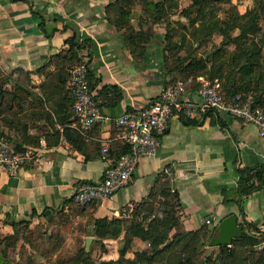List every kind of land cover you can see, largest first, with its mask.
<instances>
[{
    "label": "crops",
    "instance_id": "obj_1",
    "mask_svg": "<svg viewBox=\"0 0 264 264\" xmlns=\"http://www.w3.org/2000/svg\"><path fill=\"white\" fill-rule=\"evenodd\" d=\"M107 1L0 0V87L7 91L18 81L29 90L18 112H0V129L7 132L12 143L31 153L15 174L0 170V226L5 230L10 225L2 222L3 218H27L32 207L38 211L67 208L77 181L101 178L107 160L100 155V143L107 141L108 157L125 147L113 117L157 99L163 84L175 81L163 70L164 33L171 26H181L173 17L169 23H151L141 57L134 58L125 44L124 29L105 18ZM130 10V24L137 29L140 5L133 4ZM177 18L186 23L183 16ZM140 26L147 25L143 22ZM72 30L78 39L90 38V45L79 55L87 61L91 78H98L94 91L103 85L95 92L105 118L87 129L70 116L65 119L64 105L70 93L67 83L57 77L68 63L63 38ZM199 77L204 76L197 75L195 80ZM188 80L190 77L185 83ZM181 98L197 100L196 88L185 87ZM202 112L188 117L195 119L190 124L173 114L159 137L156 152L139 160L125 186L106 199L87 204V211L107 218L130 216V209L146 196L156 175L163 174L161 168L169 166L173 172L170 186L179 200L181 229L194 230L201 224L211 227L232 212L238 222L244 219L252 223L254 227L248 232L259 237L264 231V137L250 123L226 114ZM240 169L249 170L245 184L254 187L240 194L237 202H224L222 191L236 186ZM117 209L129 211L126 216L115 215ZM111 239L115 238L103 241ZM108 246L104 243L103 252ZM217 247L211 250L217 252Z\"/></svg>",
    "mask_w": 264,
    "mask_h": 264
},
{
    "label": "trees",
    "instance_id": "obj_2",
    "mask_svg": "<svg viewBox=\"0 0 264 264\" xmlns=\"http://www.w3.org/2000/svg\"><path fill=\"white\" fill-rule=\"evenodd\" d=\"M215 1L190 0L186 6L179 9L178 14L185 18L186 23L180 22L178 18L173 19L181 26L180 29L171 26L164 33L163 70L170 76V80H181L184 88H196L198 85V80H195L197 75H206L209 79L217 78L224 98L234 93L245 96L241 90L252 86L257 91L251 102L264 111V93L261 89L264 84V53H262L261 45L257 39L251 38L247 42L243 40L245 34L252 35L260 28V22L257 20L258 9L260 6L263 7L264 3L255 0L256 4L245 8L242 12L237 10L234 3H229V12L225 18H221L215 12L218 7ZM133 4L140 5V11L136 16L139 26L137 29L130 24L133 14L130 8ZM170 7H176L175 0H108L103 9L108 22L117 28L124 29V41L129 52L134 58H139L150 36V24L157 21L169 23L172 14ZM143 22L147 25L145 28L140 26ZM38 25L41 26V23L39 22ZM235 28L238 32L232 35L230 30ZM214 33L221 36L217 43L210 40V36ZM90 42L88 37L78 39L74 30L63 38V43L67 45L65 57L68 59V63L65 65L66 69L59 72L57 77L67 83L69 92V70L78 63H85L89 89L93 99L100 106L101 101L96 96V92H100L103 85L95 89L96 92L94 91L98 78H91L87 61L82 60L79 55V51L88 47ZM209 43L212 45L204 48ZM230 44L233 45V48L227 52L228 57L224 59L222 56ZM205 52L209 53L204 56ZM89 53L90 51L87 49V54ZM187 77H190V80L185 83ZM28 95L29 90L18 81L13 82V87L10 90L5 91L0 87V112L4 109L9 112H18ZM64 108L65 119L70 116L75 120L71 96ZM213 112L215 111L207 109L202 112V115ZM188 117L179 114V118L184 124L195 122V119ZM6 121L9 125L11 124L9 119ZM218 121L220 120L218 119ZM220 123L222 122L220 121ZM0 133L7 135V132L1 129ZM14 147L17 151L24 150L20 145L14 144ZM125 150L126 146L120 150V153ZM84 156L88 157L87 153L84 152ZM248 172V169H240L236 186L222 191L224 202H237L240 194L246 193L254 187L252 183L245 184L250 178ZM156 177L155 183L153 182L146 196L132 206L128 217L92 216L86 209L87 204L84 206L85 216L91 218L92 234L99 240L103 250H105L102 241L104 238L122 239V244L117 249L116 258L100 259L99 264H154L156 261L157 264L158 262L159 264H192L195 255L204 250V243L208 241L213 226L207 227L205 224H201L194 230L181 229L177 193L164 179L163 174H157ZM78 205L80 204L70 199L67 200V208L75 210L76 213L83 208ZM49 215H51V210L42 208L38 211L32 207L27 218L17 220L3 218L2 222L8 223L11 227H17L27 225L32 217H49ZM239 223L242 229L241 235L232 238L228 245H218L214 257L209 258L207 255H203L199 264H263L264 251L254 248V245L264 239V231L259 237H256L248 232V229L253 226L252 223L244 219H241ZM172 228L176 231L171 234ZM137 240H140L142 244L140 247L132 248V243ZM189 243L192 252H183ZM145 244H148L147 248L144 247ZM131 248V255H126ZM165 252L168 253L166 258L163 254ZM2 258L0 254V261ZM72 263L93 264L83 245L78 247L77 253L72 258Z\"/></svg>",
    "mask_w": 264,
    "mask_h": 264
},
{
    "label": "built area",
    "instance_id": "obj_3",
    "mask_svg": "<svg viewBox=\"0 0 264 264\" xmlns=\"http://www.w3.org/2000/svg\"><path fill=\"white\" fill-rule=\"evenodd\" d=\"M87 67L81 62L69 70V92L75 123L81 128H90L105 116L95 102L88 86ZM184 85L181 80L163 84L159 97L136 109H126L113 117L121 129L126 150L114 157H108V143H100V155L107 160L101 178L93 181H77L68 199L83 204L101 201L127 184L130 175L143 157L152 156L159 145V136L167 128L173 114L192 116L196 112L212 109L219 114L230 115L242 122L250 123L259 136L264 137V111L253 105L249 97L234 93L227 98L221 93L217 78H198L197 100L183 99ZM31 157L29 151H17L9 136L0 133V170L9 175L17 172L21 164ZM164 179L171 183L173 172L169 166L161 168ZM172 189V188H171ZM127 208H130L128 205ZM129 210H114L115 215H127ZM206 223L209 219L204 220ZM256 249L264 251V239L259 240ZM264 264V255H263Z\"/></svg>",
    "mask_w": 264,
    "mask_h": 264
},
{
    "label": "rangeland",
    "instance_id": "obj_4",
    "mask_svg": "<svg viewBox=\"0 0 264 264\" xmlns=\"http://www.w3.org/2000/svg\"><path fill=\"white\" fill-rule=\"evenodd\" d=\"M176 7H170L171 18L173 19L179 17L178 11L186 5L190 0H175ZM262 4L264 0H260ZM215 3L218 7L215 12L221 18H225V15L229 12V3H234L237 10L242 12L245 8H249L256 4L255 0H216ZM264 6L258 9V22H260V28L252 35L245 34L244 41H248L251 38L257 39L258 43L261 45L262 53H264ZM177 13L176 15H173ZM170 18V19H171ZM237 29L230 30L232 35L236 34ZM254 34V35H253ZM221 36L214 33L210 36V40L217 43ZM212 42V43H213ZM212 44L204 46V48L210 47ZM233 45L230 44L226 47V53L222 56L224 59L228 57L227 52L231 51ZM207 78L206 75H202ZM209 79V78H208ZM189 81V80H188ZM262 92L264 93V84L261 86ZM241 91L245 93L246 97L253 99L254 94L257 89L248 86V88H243ZM92 202L83 203L78 205L83 207L75 212V210H70L68 208L61 210H51V215L49 217L38 216L30 220L26 225H19L17 227L8 226L5 230L0 226V254L2 255V261L0 264H73L72 258L77 253L78 247L85 244V237L88 238L87 249L91 261L93 264H99L100 259H105L108 257H115L117 249L122 244L121 238H115L111 240L103 241L108 243V251L103 252V246H101L99 240L95 238L92 234V222L91 218L85 216L84 206ZM82 210V211H81ZM206 223V222H205ZM176 230L171 229V234ZM11 234V235H9ZM256 245V244H255ZM254 245V248H256ZM140 247L139 244L132 243V248ZM145 248L148 244L144 245ZM215 246L208 245L207 242L204 243V250L199 251L195 255L192 264H199L200 259L203 255H207L209 258L214 257L215 252H213ZM127 251L126 255H131V250ZM190 243L185 246L183 252L190 253ZM164 258L168 255L167 252L163 253ZM157 264V261L154 262ZM159 264V262H158Z\"/></svg>",
    "mask_w": 264,
    "mask_h": 264
},
{
    "label": "water",
    "instance_id": "obj_5",
    "mask_svg": "<svg viewBox=\"0 0 264 264\" xmlns=\"http://www.w3.org/2000/svg\"><path fill=\"white\" fill-rule=\"evenodd\" d=\"M241 231V225L237 221L235 214L230 212L219 218L213 225V230L207 243L210 246L228 245L232 238L241 235ZM88 238H90V236L85 237V249H87Z\"/></svg>",
    "mask_w": 264,
    "mask_h": 264
}]
</instances>
